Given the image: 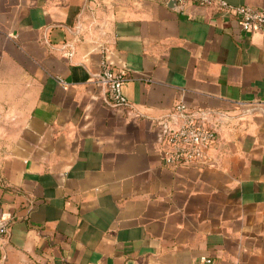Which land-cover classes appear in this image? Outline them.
Listing matches in <instances>:
<instances>
[{
  "label": "crops",
  "instance_id": "crops-1",
  "mask_svg": "<svg viewBox=\"0 0 264 264\" xmlns=\"http://www.w3.org/2000/svg\"><path fill=\"white\" fill-rule=\"evenodd\" d=\"M180 102L208 165L162 158ZM0 209V264H264V34L215 2L0 0Z\"/></svg>",
  "mask_w": 264,
  "mask_h": 264
},
{
  "label": "built area",
  "instance_id": "built-area-1",
  "mask_svg": "<svg viewBox=\"0 0 264 264\" xmlns=\"http://www.w3.org/2000/svg\"><path fill=\"white\" fill-rule=\"evenodd\" d=\"M195 1L201 5L215 2L223 13H235L243 30L264 34L263 10L249 5H232L225 0ZM100 75L108 101L113 104L126 103L127 99L123 93V84L126 79L124 72L104 61ZM61 82L64 83L63 80ZM164 123L162 158L166 163L184 166L209 164L208 150L216 141L217 123L210 119L208 113L190 110L186 104L180 102L174 106L172 113ZM11 221V214L0 209V240L8 232ZM203 259L210 261L205 257Z\"/></svg>",
  "mask_w": 264,
  "mask_h": 264
}]
</instances>
